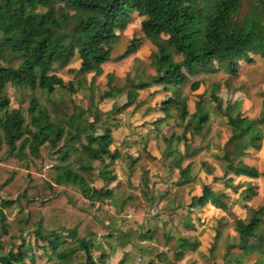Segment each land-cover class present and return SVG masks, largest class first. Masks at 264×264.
Returning <instances> with one entry per match:
<instances>
[{
	"label": "trees",
	"instance_id": "1",
	"mask_svg": "<svg viewBox=\"0 0 264 264\" xmlns=\"http://www.w3.org/2000/svg\"><path fill=\"white\" fill-rule=\"evenodd\" d=\"M240 0H0V264H27L33 261L32 247L22 236L24 229L33 237L40 255L54 260V264H68L66 260L82 257L81 264H101L106 254L101 252L94 260L91 254L92 239L97 235L109 237L100 221L79 207V201L92 204L98 199H109L111 191L96 189L91 185V174L107 172L120 157L113 146L110 118L133 104L137 91L152 85L162 87L171 94L160 102L165 122L174 110L179 132L162 142L169 147L182 143L183 152L172 163L183 183L190 181L189 168H181L185 158L192 157L199 146H191L195 138L209 132V113L202 103L203 93L190 113L187 98L181 95V86L189 79L219 71L236 76L241 63L251 65L256 57L264 60V5L261 21L242 31H235L229 17ZM140 17L139 29L150 41L154 50L150 64L154 74L147 79L125 77L121 87L110 89L100 98L119 95L129 87L127 101L101 113L95 106L88 109L90 120L82 112L67 115L62 100L49 99L56 90L74 92L71 82H64L56 73L78 60L69 73L77 76L103 73L102 66L110 61H121L135 52V46L126 44L122 52L111 57L118 34L126 28L131 15ZM177 58V60H175ZM10 61H17L15 67ZM110 76H108L109 78ZM111 81V77L109 78ZM201 80L196 78L189 85L197 91ZM6 87L39 90L46 96L50 108L31 95L25 115L18 107L10 108ZM218 84L209 88L208 96L214 112L224 119L229 134L224 141L220 161L223 176L258 178V173L247 169L240 159L248 150H257L263 139L264 112L249 117L236 107L235 102L221 108ZM64 106L61 110L60 107ZM105 115L102 119L101 116ZM181 125V126H180ZM183 125V126H182ZM98 130V131H97ZM64 140V141H63ZM86 155L77 160L79 152ZM172 152L168 151V155ZM237 160L238 162H236ZM134 160L129 159V163ZM12 162L19 166H11ZM237 164H236V163ZM207 172L212 171L208 164ZM215 178H213L214 180ZM224 180L225 187L236 189ZM110 185L114 176L106 178ZM18 192L16 195L14 193ZM256 195V188H245L242 198L249 202ZM227 196L203 185L199 194L192 195L186 207H201L209 203L213 208L227 210ZM14 211L12 221L4 211ZM264 203L248 208L245 220L234 223L236 241L226 244V250L235 249L244 255L255 254L257 263H264ZM147 230L140 239H150ZM215 231L214 239L218 237ZM199 247L197 241L178 239L169 250L170 258L156 254L166 264H175L183 252ZM212 248V247H211ZM210 248V249H211ZM225 264L237 257L227 258ZM227 258V259H226ZM120 259L117 264H122Z\"/></svg>",
	"mask_w": 264,
	"mask_h": 264
},
{
	"label": "rangeland",
	"instance_id": "2",
	"mask_svg": "<svg viewBox=\"0 0 264 264\" xmlns=\"http://www.w3.org/2000/svg\"><path fill=\"white\" fill-rule=\"evenodd\" d=\"M262 4L264 5V0H240L229 17L231 28L242 31L260 22ZM141 18L137 13H133L126 28L116 31L118 37L114 41L111 57L120 54L126 44L135 46L133 54L121 61L105 63L102 66L103 73L93 78L91 74L77 76L69 73L68 69L78 66V60L72 59L68 66L56 69L55 73L64 82H71L75 91L56 90L49 99L62 100L66 105L67 115L82 112V118L86 120H90L87 110L93 106L105 113L114 105L125 103L128 98V86L119 95L112 93V96H100L109 93L110 89L121 87L126 76L134 80H144L154 74L149 58L154 48L140 32ZM16 63L17 61H10L8 65L15 67ZM196 78L201 80V84L197 91L192 92L189 85ZM196 78L189 79L181 86V95L187 98V109L191 113L197 100L196 94L203 93L201 100L208 108L210 129L203 138H195L192 141L191 146H199V151L180 163L181 168H189L190 181L187 183L182 182L177 169L172 165L175 156L183 152L182 143H172L166 147L161 140L162 134L167 137L172 132L180 131L174 110H170V116L165 122L154 124L156 119L163 118L160 102L171 96L169 90L163 91L160 85L139 90L130 107L110 118L113 146L120 153V157L107 172L98 173L95 162L96 169L91 174L90 183L102 191L109 189L112 197L98 199L92 204L79 201V207L97 218L110 234L109 237L97 235L92 239L91 254L94 260H97L99 253L106 254L101 264H117L120 259H123L122 264H166L158 260L156 254L162 253L165 258H170L169 250L181 238L197 241L199 247L195 251L188 248L175 264H225L226 244L236 241L234 223L247 218L249 207L255 208L264 203V128L259 148L248 150L240 159L247 169L258 173V178L229 175V184L238 186L236 189L225 187L223 181L228 177L223 176V163L219 157L226 148L224 141L229 130L224 119L214 112L207 94L211 85L218 84L221 108L235 102L236 107L240 106V110L249 117L261 116L264 112V60L256 57L251 65L241 63L240 71L233 77L219 71L214 74H202ZM5 91L10 99V108L18 107L24 115L31 95L50 108L45 94L39 90L32 93L28 89L6 87ZM60 109L63 110L64 106ZM101 118L104 119L105 115ZM169 150L172 152L170 155ZM76 158L84 160L86 155L80 151ZM129 159L134 161L129 163ZM202 162L208 164L212 170L210 174ZM19 165L15 162L11 164ZM111 175L114 180L109 185L106 178ZM203 185H207L214 192L225 193L227 210H217L209 203L191 209L186 207L190 196L199 194ZM248 187L256 188V195L249 202H245L242 191ZM4 213L7 220L12 221L14 211L5 210ZM27 230L29 229L23 230L22 236L26 244L32 247L34 254L33 261L28 260L27 264H54V260L40 255L41 251L35 249L33 237ZM147 230L150 239H140V234ZM215 231L219 234L216 239ZM226 256L237 257L242 264H262L257 263L258 257L255 254L244 255L235 249L227 251ZM66 262L81 264L82 257ZM230 264L237 263L231 260Z\"/></svg>",
	"mask_w": 264,
	"mask_h": 264
},
{
	"label": "crops",
	"instance_id": "3",
	"mask_svg": "<svg viewBox=\"0 0 264 264\" xmlns=\"http://www.w3.org/2000/svg\"><path fill=\"white\" fill-rule=\"evenodd\" d=\"M240 69H241V66H240V68H239L238 72L240 71Z\"/></svg>",
	"mask_w": 264,
	"mask_h": 264
}]
</instances>
